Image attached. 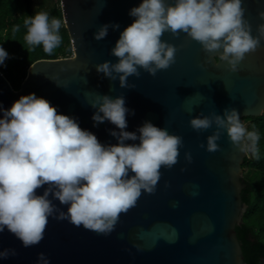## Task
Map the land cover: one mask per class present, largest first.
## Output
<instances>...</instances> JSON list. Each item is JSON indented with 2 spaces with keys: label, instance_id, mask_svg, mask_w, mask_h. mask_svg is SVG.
<instances>
[{
  "label": "water",
  "instance_id": "95a60500",
  "mask_svg": "<svg viewBox=\"0 0 264 264\" xmlns=\"http://www.w3.org/2000/svg\"><path fill=\"white\" fill-rule=\"evenodd\" d=\"M140 2L63 0L73 55L36 60L19 89L0 70V104L10 107L22 94L34 91L57 105L58 112L76 116L81 127L102 142L116 143L109 131L116 125L107 120L94 123L96 109L91 101L97 94H123L130 109L127 130L151 120L183 137L177 162L171 168L162 165L156 190H142L110 234L49 217L43 239L25 247L5 228L0 232V249L15 248L16 255L0 258V264H35L40 252L50 264H247L236 230L248 208L242 198L247 154L231 141L226 129L217 141L220 148L208 151L207 137L216 125L197 131L190 119L201 112L223 114L232 107L241 118L264 113V40L246 52L239 70L233 71L218 55L223 48L216 50L217 55L207 53L187 33L165 31L161 38L176 45L175 61L155 75L141 68L140 76L128 77L135 87H122L118 76L113 80L98 72L96 65L118 60L111 49L135 19L130 9ZM243 6L253 35H258V25L264 23L259 15L264 0H243ZM107 22H118L120 27L110 26L104 38L96 39L95 32ZM189 151L190 162L185 156ZM53 202L58 211L67 209L58 199Z\"/></svg>",
  "mask_w": 264,
  "mask_h": 264
},
{
  "label": "clouds",
  "instance_id": "9594fccd",
  "mask_svg": "<svg viewBox=\"0 0 264 264\" xmlns=\"http://www.w3.org/2000/svg\"><path fill=\"white\" fill-rule=\"evenodd\" d=\"M245 11L243 0H141L129 11L135 19L111 49L118 60H105L96 69L113 80L118 76L122 87H135L128 82L130 75L140 76L141 68L155 75L175 61L176 45L162 39L163 33L183 31L207 53L217 55L216 50L223 48L220 59L238 71L245 53L264 40V23L253 35ZM259 15L264 17V10ZM64 23L47 10L37 11L23 20L24 39L32 47L42 44L52 54L62 43ZM110 26L120 27L118 22L104 23L95 38H104ZM19 29V24L14 25L13 34ZM9 55L0 44V65L6 67ZM91 104L96 109L94 123L107 120L116 125L109 130L116 143L102 142L96 133L81 127L76 116L58 112L57 105L34 91L22 94L10 107L0 104V232L7 228L25 247L43 239L49 217L110 234L142 190H156L162 165L171 168L178 160L181 135L151 120L127 130L130 109L123 94H97ZM190 124L197 131L216 125L207 137L208 151L220 148L217 141L226 129L242 152L259 158L260 132L255 125L249 130L235 107L225 108L223 114L201 112L191 117ZM185 156L192 160L190 151ZM57 199L67 205L66 210L58 211L53 202ZM10 255H16L15 248L0 249V258ZM35 264H50V258L40 252Z\"/></svg>",
  "mask_w": 264,
  "mask_h": 264
},
{
  "label": "trees",
  "instance_id": "16d2710c",
  "mask_svg": "<svg viewBox=\"0 0 264 264\" xmlns=\"http://www.w3.org/2000/svg\"><path fill=\"white\" fill-rule=\"evenodd\" d=\"M47 10L50 15L64 20L60 0H0V44L9 52L5 66L0 70L9 79L15 89H19L27 76L29 67L38 59L59 58L73 55L71 37L65 23L60 28L61 45L52 53L44 51L43 45L32 47L24 37L27 28L23 24L26 16L37 11ZM20 29L12 32L14 25ZM249 128L255 125L260 132L259 158L247 154L243 167L242 190L244 203L248 205L243 223L236 226L247 264H264V113L260 116L241 118Z\"/></svg>",
  "mask_w": 264,
  "mask_h": 264
}]
</instances>
